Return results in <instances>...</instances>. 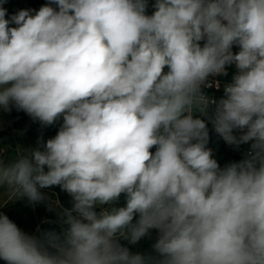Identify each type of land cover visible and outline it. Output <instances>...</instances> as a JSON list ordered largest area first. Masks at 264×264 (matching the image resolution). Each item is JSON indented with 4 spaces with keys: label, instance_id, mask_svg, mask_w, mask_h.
Listing matches in <instances>:
<instances>
[{
    "label": "clouds",
    "instance_id": "obj_1",
    "mask_svg": "<svg viewBox=\"0 0 264 264\" xmlns=\"http://www.w3.org/2000/svg\"><path fill=\"white\" fill-rule=\"evenodd\" d=\"M7 3L0 110L61 123L14 159L0 147V207L47 201L65 227L29 234L0 211V260L264 264V0H154L151 14L148 0ZM232 65L223 96H207ZM209 124L244 158L221 167ZM153 229L154 254L121 243Z\"/></svg>",
    "mask_w": 264,
    "mask_h": 264
},
{
    "label": "trees",
    "instance_id": "obj_2",
    "mask_svg": "<svg viewBox=\"0 0 264 264\" xmlns=\"http://www.w3.org/2000/svg\"><path fill=\"white\" fill-rule=\"evenodd\" d=\"M46 2L47 0H22L21 6L18 9H11L8 11V13L9 15H11L19 9L28 8L38 10L41 5L45 4ZM153 3L154 0H148V7L153 8ZM222 96L223 92H218L216 100H218ZM12 116L13 126L16 129L23 128L25 126V122L23 121L24 119H21L18 114L13 113ZM208 126L210 129V140L208 147H212L216 151V159L220 166H224L230 162L240 161L241 159H243L237 157L236 155L229 154L225 142L220 137H218L214 131H212L211 124H209ZM39 128L40 130H42L40 131V135L45 141L49 138L54 137L59 129V127L55 125L48 127V129L46 130H43L41 127ZM0 139L2 146L7 147V149L5 150L6 159H14L16 156L17 149L14 137L9 131L0 129ZM154 150L155 149H153V151ZM46 190H50L52 192V195L49 196L52 200L57 199L64 208H71V198L68 196L67 193L61 191L59 187H53ZM47 203L48 202L46 201L45 203L33 206L27 203L26 198L18 199L15 202H11L7 206L1 208L0 211L7 214L9 218L13 220L18 225V227H20L21 230L26 233L40 235V232H43L45 230H55L56 232H61L62 228L65 226L61 225L57 221L53 210H48ZM54 206L55 205H53V208ZM38 228L40 229V232L37 231ZM157 235L158 233L155 229L150 231L149 237L151 239L152 244L155 242ZM144 253L154 254L152 247Z\"/></svg>",
    "mask_w": 264,
    "mask_h": 264
},
{
    "label": "rangeland",
    "instance_id": "obj_3",
    "mask_svg": "<svg viewBox=\"0 0 264 264\" xmlns=\"http://www.w3.org/2000/svg\"><path fill=\"white\" fill-rule=\"evenodd\" d=\"M20 5H21V0H8V3L5 5V7L9 11L11 9H18L20 7ZM153 11H154L153 8L148 7V9H147L148 14H151ZM13 113L18 114L21 117V119L22 118L24 119L23 121L25 122V126L22 129H16L13 126V116H12ZM60 123L61 122L58 121L54 125L59 127ZM39 127H41L43 130L48 129V127H46V128L42 127L39 124V122L33 121L31 119V117H29L23 111H17L15 108H13L10 112H5L3 110H0V129L7 130L11 133V135L15 139L16 147L19 146L23 149H31V148L36 147L37 146V140L39 137H41L40 131H42V130H40ZM245 146L246 145H242V147H245ZM0 147H2L5 150L7 149V148H5L6 146H2L1 139H0ZM226 148H227V151L229 152V154H231V155H235V154L239 153V149L237 150L234 147L229 146L227 144H226ZM221 167H223V166H221ZM42 191L48 196L52 195L51 194L52 192L50 190L43 189ZM54 200H57V199H54ZM123 202H124V197L122 195L121 199H120V203L123 204ZM1 208H3V207H0V210H1ZM53 212H54L55 218L57 219L55 206H54ZM124 242L126 243V246L130 249V251L133 253H136V252L144 253L149 248H151V246H152L151 239L149 236L141 239V241H139L135 245L128 244L127 241H124Z\"/></svg>",
    "mask_w": 264,
    "mask_h": 264
},
{
    "label": "built area",
    "instance_id": "obj_4",
    "mask_svg": "<svg viewBox=\"0 0 264 264\" xmlns=\"http://www.w3.org/2000/svg\"><path fill=\"white\" fill-rule=\"evenodd\" d=\"M233 51H238V49L236 47L233 48ZM236 69H235V66L232 65V66H228L227 67V72H228V75L227 76H210L208 78V83L211 84L212 86L211 87H202V91L209 97L213 98V99H216L217 98V93L218 92H223V88H224V85L226 83H229L231 82V78L233 76V74L235 73ZM217 82L219 83V88H217L216 84ZM197 115H199L197 113ZM249 146L246 145L245 147H240L239 149V153L235 154L237 157L239 158H244V152L247 150ZM213 150V153H214V157L216 158V151L214 150V148L212 147H209Z\"/></svg>",
    "mask_w": 264,
    "mask_h": 264
},
{
    "label": "water",
    "instance_id": "obj_5",
    "mask_svg": "<svg viewBox=\"0 0 264 264\" xmlns=\"http://www.w3.org/2000/svg\"><path fill=\"white\" fill-rule=\"evenodd\" d=\"M5 148H7V147H5ZM121 243L126 246V243L123 240H121ZM0 264H6V262L0 260Z\"/></svg>",
    "mask_w": 264,
    "mask_h": 264
},
{
    "label": "crops",
    "instance_id": "obj_6",
    "mask_svg": "<svg viewBox=\"0 0 264 264\" xmlns=\"http://www.w3.org/2000/svg\"><path fill=\"white\" fill-rule=\"evenodd\" d=\"M21 3H22V0H21ZM21 6V5H20ZM19 129H22V128H19Z\"/></svg>",
    "mask_w": 264,
    "mask_h": 264
}]
</instances>
